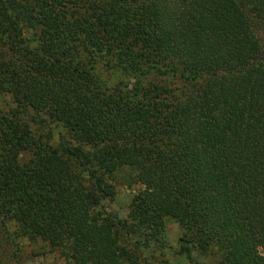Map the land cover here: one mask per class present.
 <instances>
[{
  "label": "trees",
  "instance_id": "trees-1",
  "mask_svg": "<svg viewBox=\"0 0 264 264\" xmlns=\"http://www.w3.org/2000/svg\"><path fill=\"white\" fill-rule=\"evenodd\" d=\"M0 102V264H264V0H0Z\"/></svg>",
  "mask_w": 264,
  "mask_h": 264
},
{
  "label": "rangeland",
  "instance_id": "rangeland-1",
  "mask_svg": "<svg viewBox=\"0 0 264 264\" xmlns=\"http://www.w3.org/2000/svg\"><path fill=\"white\" fill-rule=\"evenodd\" d=\"M0 106H4L2 102H0ZM61 129L56 128V133H60ZM27 160L29 156H26ZM140 189L139 186L133 188V190L127 188L125 184H122L118 187L117 196L114 201L107 202V208L105 209L108 213H115L119 216L120 219H126L129 215V209L131 200L135 194V191ZM0 232V237H1ZM164 238L168 245V247L173 249H179V241L183 235V231L180 226L171 220H167L165 223V231H164ZM3 237V236H2ZM40 246L39 245H31L27 241H23V250L20 255V263L21 264H66L65 261L58 254H47L46 256L42 255L39 252ZM144 256L147 258H155V259H162L165 262H170V264H190L186 259L180 258L170 250L163 251L159 250L156 246L151 248H143ZM2 252V257L0 259L10 260L16 259L13 256L14 249L8 245L6 242L3 248L0 249ZM155 254V255H154ZM196 259L201 262L205 263L206 261L204 258H201L199 255H195ZM12 264H16L15 261Z\"/></svg>",
  "mask_w": 264,
  "mask_h": 264
}]
</instances>
